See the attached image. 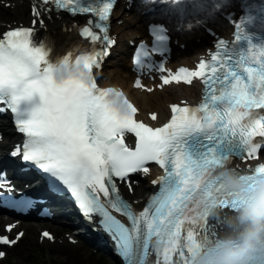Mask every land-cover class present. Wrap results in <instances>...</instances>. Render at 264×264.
<instances>
[{
  "label": "snow or ice",
  "instance_id": "snow-or-ice-1",
  "mask_svg": "<svg viewBox=\"0 0 264 264\" xmlns=\"http://www.w3.org/2000/svg\"><path fill=\"white\" fill-rule=\"evenodd\" d=\"M43 2L72 15L96 18L95 23L87 21L80 35L93 45L100 42L104 46L80 52L75 58L78 63L83 61L90 74L100 69L115 44L109 34V19L116 0ZM183 3L171 0L173 5ZM214 6L219 7L215 0ZM33 14L39 16L35 7ZM244 24L243 19L235 23L231 46L220 39L216 51L210 53L211 60L201 59L195 70L180 67L172 72L165 68V62L158 64L161 89L174 83L191 85L194 78L204 85L200 103L171 104L170 118L162 126L141 121L138 108L124 92L98 86L95 75L91 86L82 80L55 84L49 75L48 52L43 45L33 43V27H16L0 38V103L11 110L18 131L26 137L12 155H22L24 161L32 162L54 183L66 188L86 216L98 215L125 264H149L152 252L157 256L156 264H188L185 248L177 247L174 238L198 244L209 234L211 225L202 218L200 200H214L225 209L234 203L221 193L218 178L198 185L204 168L232 164L228 160L231 156L240 157L246 164L244 174L254 176L264 171L258 161L256 166L247 167L251 163L248 158L257 159L264 149V141L257 139L264 138V112L260 111L264 110V45L252 42ZM152 35L155 46L148 50L141 44L132 59L138 72L134 86L148 92L154 89L143 86L139 77L146 67H153L149 59L152 54L163 56L168 51L169 39L163 25L153 26ZM241 41L247 47L235 49ZM113 92L124 97L127 113L121 114L109 105L107 96ZM150 118L156 121L158 116L153 112ZM128 133L135 136L134 148L125 142ZM149 162L164 174L152 181L158 185V192L142 211L136 212L121 197L116 178L124 181L129 174H147ZM113 212L126 217L128 223ZM13 227L10 225L8 231ZM42 235L52 239L48 232ZM22 236L20 233L10 239L0 235V246H14ZM5 256L0 251V259Z\"/></svg>",
  "mask_w": 264,
  "mask_h": 264
},
{
  "label": "clouds",
  "instance_id": "clouds-1",
  "mask_svg": "<svg viewBox=\"0 0 264 264\" xmlns=\"http://www.w3.org/2000/svg\"><path fill=\"white\" fill-rule=\"evenodd\" d=\"M204 4L205 14L215 7L208 0ZM71 52V56L67 53L49 59L52 81L62 85L69 80H82L91 86L94 70L90 74L83 61H76L77 54ZM108 87L122 91L116 85ZM107 101L119 113H127L123 96L109 93ZM228 160L231 162L233 157ZM259 163L264 165V161ZM210 178H218L221 193L234 201L232 207L225 209L214 200L202 198L199 207L202 218L211 225L209 234L198 244L175 237V245L185 248L188 264H264V171L249 176L235 170L231 163L216 169L204 168L198 185L203 186Z\"/></svg>",
  "mask_w": 264,
  "mask_h": 264
},
{
  "label": "bare ground",
  "instance_id": "bare-ground-1",
  "mask_svg": "<svg viewBox=\"0 0 264 264\" xmlns=\"http://www.w3.org/2000/svg\"><path fill=\"white\" fill-rule=\"evenodd\" d=\"M11 2V0H6ZM26 9H29V13L26 12ZM119 11L117 15H119ZM52 18L48 20L47 34L50 35L51 39H53V44L57 51L65 52L68 49H73L74 45L79 42V38L72 33H69L68 18L62 16L61 14H51ZM121 19L124 20V25L121 27H116V32L120 34V39L129 34H136L138 29L141 28L142 17L135 14L134 12L124 13L121 16ZM1 20L6 23H10L14 25L15 22H28L29 25L31 23L30 16V4L26 1L17 2V6L14 10L6 8L5 6L0 7V22ZM6 23H2L0 25V33L4 32L7 27ZM38 27V26H37ZM43 33V31H41ZM191 33V34H188ZM181 38L184 42L187 43V49L183 52L180 51V55L182 59H190L197 51H204L205 45H207L206 37L197 27H189L187 24L180 34ZM196 37L203 38V44H195L194 40ZM105 74V84L106 85H120L125 88H130L133 80V75L130 73V59L129 57H122L120 60L111 61L109 66L104 71ZM199 94V87L193 85L192 87L186 88L183 86L179 87H171L169 89L164 90L163 92L155 91L154 93L148 94H134L136 98L139 99V103L144 115L148 112L158 111L160 113V122L163 121V115L168 113V103L179 101L181 98H188L190 95ZM0 131L4 133V142L0 144V152H3L9 146V141L11 139H16V136L13 134L12 130L5 126H0ZM149 187L147 184H144L142 188H135L134 196H129L130 200H146V193L149 192ZM5 223V219L2 215H0V226ZM33 224V223H31ZM30 223H26L25 226L30 231L32 225ZM42 227V225H38ZM4 227V226H3ZM2 227V230H3ZM34 227V226H33ZM1 230V227H0ZM33 236V234H30ZM81 248H84L81 246ZM115 257V256H114ZM111 257L109 259V264H123L122 261L117 257ZM87 261H91L93 259L91 254L87 255ZM89 264V263H87Z\"/></svg>",
  "mask_w": 264,
  "mask_h": 264
},
{
  "label": "rangeland",
  "instance_id": "rangeland-1",
  "mask_svg": "<svg viewBox=\"0 0 264 264\" xmlns=\"http://www.w3.org/2000/svg\"><path fill=\"white\" fill-rule=\"evenodd\" d=\"M36 233V231L34 232ZM23 245V244H22ZM25 246L26 247H21L19 249H16L15 251H13L11 253V256H10V260L13 261L14 260V264H32V263H35V261H33L32 263H27L24 259H23V255L29 250V251H32V250H37V245L35 243V239L31 238L30 236H28L26 238V243H25ZM18 258H21L20 260L18 261H15L16 259ZM47 258V254H46V251L43 250L42 251V254L40 256V260H41V264H48V262L46 261ZM55 261L56 264H65L63 260L60 261L59 257L57 259H53ZM106 261V260H105ZM60 262V263H59ZM102 263L103 260H101ZM107 263V262H106Z\"/></svg>",
  "mask_w": 264,
  "mask_h": 264
}]
</instances>
